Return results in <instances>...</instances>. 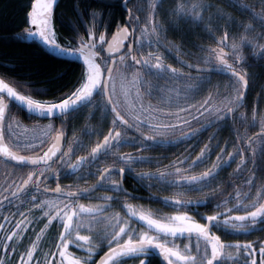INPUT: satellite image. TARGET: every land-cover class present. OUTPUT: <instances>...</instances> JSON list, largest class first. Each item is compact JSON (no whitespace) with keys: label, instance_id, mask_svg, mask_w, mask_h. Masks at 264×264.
Masks as SVG:
<instances>
[{"label":"snow or ice","instance_id":"1","mask_svg":"<svg viewBox=\"0 0 264 264\" xmlns=\"http://www.w3.org/2000/svg\"><path fill=\"white\" fill-rule=\"evenodd\" d=\"M127 2L121 0L128 19L122 27L117 26L111 40L99 32L101 27L107 28L102 12L93 11L88 13L84 35L72 25L76 30L75 44L60 43L54 24L58 0H31L26 13L28 27L13 37L20 42L38 39L54 57H76L81 71L73 87L51 101L21 94L11 82L0 79V157L15 162L14 169H29L19 176L13 171L0 185V264H127L129 260L138 264H226V257L232 258L233 264H264V239L231 242L217 234L247 236L264 230L257 228L258 224L264 225V166L257 164L258 159L264 161V114L258 116L254 110L247 121L249 127L259 126L253 135L234 129L231 141L234 151H228V142L225 147L217 143L216 160L197 175L185 173L210 158L215 136L209 138L194 159L189 153L165 165L162 160L140 154L159 144L195 138L206 128L222 126L230 119L235 124L236 114L244 107L250 74L238 60L229 63L224 49L231 47L236 56L241 44H245L254 55L264 59V44L255 42L264 40V31L252 35L254 24L241 21L239 27L248 35L233 34L229 45L227 25L218 40L209 30L220 47L201 48L207 55L197 63L207 67H198L177 56L182 67L188 69L184 72L164 63L161 54L145 51L146 46L160 44L159 36L164 31L154 19L157 6L137 5L136 13H145L141 16L127 8ZM259 4V12L243 0H234L230 6L247 12L250 20L264 29V0H259ZM212 7L204 0H195L190 5L185 0L173 14L202 23L204 12ZM225 18V14L218 13V19ZM237 36L240 43L236 42ZM173 47L179 52V48ZM217 72L228 76L223 90L217 88L202 100L191 102L195 100L193 94H199ZM144 75L184 81L185 86L176 89L175 96L169 95L163 104H145L140 91ZM148 95L151 96V91ZM13 106L49 123L21 132V123L12 114ZM83 109L93 114L101 111L110 123L106 134L99 130L85 133L102 135L94 146H90L91 141L85 143L66 135L69 120ZM56 120L60 121L59 128ZM194 123L201 126L193 128ZM125 146L133 147L135 153L122 151ZM233 163L234 179L228 180L226 186L218 184L220 172ZM145 164H154L155 171H137ZM129 176L145 189L159 184L185 191L176 192V198L152 194L147 197L174 209L171 214L158 216L153 211H138L127 201L145 197L124 187ZM61 178H74V183L61 185ZM89 178L94 180L90 185ZM51 181L56 182L54 188L49 187ZM81 181L86 186L80 187ZM206 188L210 191L203 196L185 198L186 192L203 193ZM99 190L112 195H98ZM22 196L28 199H20ZM82 198L103 203L85 206L79 203ZM27 205L31 207L26 208ZM201 207L209 214L201 212ZM22 208L26 210L21 211ZM10 209L15 211L9 212ZM44 220L47 221L44 227L32 232L34 239L27 235L29 225ZM54 224L60 229L58 236L46 244L44 234ZM177 239L188 242L177 244Z\"/></svg>","mask_w":264,"mask_h":264},{"label":"trees","instance_id":"2","mask_svg":"<svg viewBox=\"0 0 264 264\" xmlns=\"http://www.w3.org/2000/svg\"><path fill=\"white\" fill-rule=\"evenodd\" d=\"M185 2V0H128L127 8L132 9L134 14L145 15L142 11L136 13V6L141 5L142 8H146L147 4H154L157 6V13L154 17L155 21L164 29L160 33L159 40L161 45L163 44L167 49H171V54L179 56L180 59L189 63H195L197 65H205L204 63H197V61L206 56L207 53H202L201 48L211 47L218 48L216 40L222 35V31L227 30L230 33L229 45L233 40L231 36L233 34L248 35L244 33V30L239 27V23L254 24V33L256 35L264 31L261 29L258 22H253L249 18L247 12L235 6H230L234 0H205V4L214 5V7L204 12V20L200 22H192L188 18H181L174 15L173 10L178 4ZM193 0H187L190 5L194 3ZM244 3L253 5L256 7V11H261L259 0H243ZM31 0H0V77L7 82H11L21 94L29 95L35 100L39 101H51L58 98L63 93L69 91L76 83L80 76L79 63L68 61L54 57L45 52L34 41L20 42L13 39L14 35L22 32L27 28L26 13L29 11ZM102 12L104 21L107 24V28L101 27L99 32H103L106 37H109L115 32L117 26H123L128 18V12L125 10L121 0H59L55 7L54 24L59 37V42L65 44L68 41H72L75 44L73 37L76 35V30L81 35L85 34V23L89 22V12ZM218 13L225 14V19H218ZM81 14L83 17L81 18ZM233 20L235 23H233ZM72 25L76 26V30ZM143 27V25H141ZM211 30L216 40L209 35ZM236 42L240 43L239 36L236 37ZM256 43L264 44V40H256ZM179 48V52L173 47ZM224 51L228 53L229 63L237 61L243 65L244 70L250 74L249 87L244 102V107L240 109V112L236 114V123L231 124V120L223 123L222 126H214L213 128L198 135L196 138L189 142L178 146L160 147L155 146L148 152H142L140 154L153 157L155 160H162L163 164L167 165L170 161H176L183 158L185 155L191 154L194 159L196 155L205 144L209 143V138L215 136V139L211 141L213 148L212 154L209 159L202 165L197 166L186 175H197L210 167L211 163L216 160V154L219 152V148L215 147L219 143L220 147H225V142H228V151H234L231 141L234 137V129H239L241 133L247 130L249 136L253 135L259 126L249 127L247 121L251 120L253 111L257 112V115L264 114V59H260L253 54V50L250 46L241 44L236 56H233V49L231 47L225 48ZM173 67L181 69L187 72L188 69H182L176 64H171ZM192 75H196L192 72ZM145 83L141 86L140 91L143 94V102L145 104H163L169 95L175 96L176 89L185 86L184 81H167L158 79L154 75H144ZM228 83V76L220 73H213L211 75V82L206 83L201 87L199 94L195 95L196 102L202 100L209 92L219 88L223 90ZM157 84V85H156ZM156 85V87H154ZM159 85L163 87L160 88ZM155 88L156 92H153ZM148 91H151V96L148 95ZM183 95V93H181ZM165 111L168 109L165 108ZM89 111V115L92 118H87L86 112ZM243 113V116L240 114ZM241 121L245 123L242 124ZM110 126L109 120H106L101 111H95L94 114L90 110H81L69 120L67 129L69 133H78V138L85 143L91 141L90 146H93L95 141L101 136L86 135L85 133L92 130H99L103 134H106L107 128ZM201 125L194 123L193 128H199ZM74 129V130H73ZM185 131H188L187 129ZM131 134V133H130ZM179 135V133H177ZM258 147V146H257ZM124 152L135 150L131 146H125L121 149ZM136 151V150H135ZM131 152V153H135ZM85 153H82L84 155ZM258 165L264 166V161L257 160ZM182 167L187 168L188 165ZM249 170L252 169V165L249 164ZM18 169V168H17ZM236 169V164H231L230 167L223 169L217 177V183H223L226 186V182L230 179H234L231 174ZM155 171V165H140L137 171ZM248 173H245L247 175ZM259 175V172L256 173ZM124 187L134 193V195L145 197L142 200L128 201L139 210L153 211L158 216L171 214L174 209L164 206L159 200L147 199L149 194L158 197H175L176 192H183L184 189H169L164 185H157L151 189H145L141 187L136 180L129 176L124 184ZM215 187V185H214ZM210 189H204L203 193L186 192L185 198H196L203 196ZM228 191H232L228 188ZM227 195V193L225 194ZM19 203V201H17ZM97 203V202H96ZM103 203V202H100ZM31 205H27L26 208H30ZM26 208L20 209L25 211ZM117 210H119L117 208ZM15 211L10 209L9 212ZM200 211L205 213L208 211L206 208L201 207ZM8 214V212L6 213ZM41 215L40 213H36ZM20 217H17L19 219ZM47 221H39L36 224L29 225L27 235L32 236V232H39L40 228L44 227ZM259 225V224H258ZM261 229V227H259ZM264 228V225H263ZM59 227L57 225L50 226L47 232L44 234L46 244H51L53 238L58 236ZM86 234V233H84ZM258 239H264V230H259L256 236ZM233 240V239H232ZM237 239L235 238L236 241ZM246 240H250L246 238ZM27 243V240L24 241ZM48 250L47 246L44 248ZM75 251V249H70ZM79 254V253H78ZM136 261L129 260L127 264H134Z\"/></svg>","mask_w":264,"mask_h":264},{"label":"flooded vegetation","instance_id":"3","mask_svg":"<svg viewBox=\"0 0 264 264\" xmlns=\"http://www.w3.org/2000/svg\"><path fill=\"white\" fill-rule=\"evenodd\" d=\"M195 1V0H193ZM204 3H205V0H204ZM167 46H164L163 44L161 45V43L159 45L153 43L151 47H147L145 48V51H155L157 52V54H161L163 59H164V63L166 64H176L178 67L182 68V69H186L184 67H182V65L178 62V60L176 59V56H174L173 54H171V52L167 49L165 50ZM155 61H153L154 63ZM84 110H87V109H83ZM12 114L13 116L18 119L20 122H22L24 125L26 126H35L37 124H43V123H47L48 120L47 119H40V118H36L34 116H30V115H27L25 114L20 108H17L15 106H13L12 108ZM86 115H87V118H92V115L91 116H88L89 115V111L86 112ZM55 125L57 128H59L61 125H60V121L59 120H56L55 121ZM74 130V129H73ZM69 131L68 129H66V135L69 139H71L73 136H76L78 133L76 132H71V134L69 135L68 134ZM99 139H102V136L99 138ZM191 141V140H190ZM189 142V141H188ZM95 144V143H94ZM94 146V145H93ZM135 150H131V152H134ZM127 152H130V151H127ZM83 152H78L77 154L78 155H82ZM101 166H104L103 164ZM53 167H55V165H53ZM29 169H20V168H15L14 169V164H11V163H6L1 157H0V185H3L4 184V181L6 179V176L8 174H11L13 173V171H15L16 175L19 176V175H22L23 173L27 172ZM61 183V185H68V184H73L74 183V178H61V180L59 181ZM94 182V180L92 178H89L87 180V184L90 185ZM55 184L56 182L55 181H51L49 182V187L51 188H54L55 187ZM43 186V185H42ZM86 186L85 183L83 181L80 182V187H84ZM131 192V191H129ZM98 195H101V194H107V195H112V193H104L103 190H99ZM20 199L24 200V199H28L27 196H22L20 197ZM130 202L131 201H134V200H129ZM79 202H83V203H86V202H102V201H97V200H89V199H81ZM128 202V201H127ZM7 212H5L6 214ZM205 214H209L208 211H205ZM259 227L263 228V225H257V228L260 229ZM258 231H254L252 232L251 236L250 237V240H257L258 238L256 237L257 234H258ZM217 234H220L222 236V239H224L225 241H231V242H235L233 241L230 236H226L222 233H217ZM254 234V235H253ZM182 239H177L176 243L177 244H181L182 245V242H181Z\"/></svg>","mask_w":264,"mask_h":264},{"label":"water","instance_id":"4","mask_svg":"<svg viewBox=\"0 0 264 264\" xmlns=\"http://www.w3.org/2000/svg\"><path fill=\"white\" fill-rule=\"evenodd\" d=\"M59 1V0H58ZM29 10H30V8H29ZM27 27H28V24H27ZM116 32V31H115ZM114 32V33H115ZM113 33V34H114ZM113 34L110 36V38L108 39V40H111L112 39V36H113ZM31 41H34L35 43H37V45L38 46H40L45 52H47L48 54H49V50L38 40V39H35V40H31ZM106 47V46H105ZM57 58H59V57H57ZM60 59H64V60H68V61H73V62H76V63H80V61L76 58V57H64V58H60ZM180 60H183V59H180ZM189 63V62H188ZM198 67H207V66H199V65H197ZM217 73H219V72H217ZM220 74H223V73H220ZM0 79H3L2 77H0ZM6 81V80H5ZM7 82V81H6ZM245 102V101H244ZM21 110H23L24 112H26L27 114H29V115H33V116H35L34 114H31V113H29L26 109H24V108H20ZM35 117H37V116H35ZM38 118V117H37ZM42 119H45V118H42ZM231 120V119H230ZM213 126H211V127H208V128H206L204 131H206V130H208V129H210V128H212ZM204 131H202L201 133H203ZM258 132V131H257ZM201 133H199L198 135H200ZM191 139H193V138H186L184 141H182V142H180V143H176V144H159V145H156V146H163V147H165V146H174V145H179V144H182V143H185V142H187V141H190ZM3 158V157H2ZM4 159V158H3ZM5 160V159H4ZM12 163H15V162H12Z\"/></svg>","mask_w":264,"mask_h":264},{"label":"rangeland","instance_id":"5","mask_svg":"<svg viewBox=\"0 0 264 264\" xmlns=\"http://www.w3.org/2000/svg\"><path fill=\"white\" fill-rule=\"evenodd\" d=\"M157 85V84H156ZM156 85L154 86V87H156ZM159 87L160 88H162L163 86L162 85H159ZM153 92H156L155 91V88L153 89ZM18 120V119H17ZM21 123V127H20V129H19V131H21V132H23V130L25 129V128H28L29 129V131H31V129L33 128L32 126H26V125H24L22 122H20ZM49 123V121L47 122V123H43V124H37V125H40L41 126V128L44 126V125H47ZM75 132H76V130H75ZM79 135V134H78ZM45 198H47V197H45ZM79 203H82V204H84L85 206H87V205H89V204H92V205H94V204H97V203H100V202H97V203H94V202H86V203H83V202H79ZM137 208V207H136ZM117 210V209H116ZM117 211H119V210H117ZM82 234H84V233H82ZM87 234V233H86ZM252 234H250V235H247V236H245V235H232V236H230V238L231 239H233V240H235V238L237 239V240H240L241 242H243V241H245L246 240V238H249V236H251ZM254 235V234H253ZM181 242L182 243H187L188 241H186V240H181ZM225 260H226V264H233V259L232 258H225ZM134 262V261H133ZM134 264H138V262H135Z\"/></svg>","mask_w":264,"mask_h":264}]
</instances>
